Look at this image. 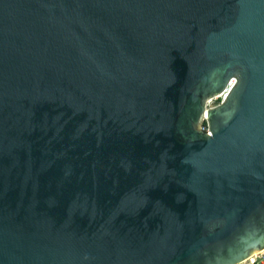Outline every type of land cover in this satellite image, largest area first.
<instances>
[{"label":"water","instance_id":"water-1","mask_svg":"<svg viewBox=\"0 0 264 264\" xmlns=\"http://www.w3.org/2000/svg\"><path fill=\"white\" fill-rule=\"evenodd\" d=\"M262 249L264 0H0V264Z\"/></svg>","mask_w":264,"mask_h":264},{"label":"built area","instance_id":"built-area-1","mask_svg":"<svg viewBox=\"0 0 264 264\" xmlns=\"http://www.w3.org/2000/svg\"><path fill=\"white\" fill-rule=\"evenodd\" d=\"M220 96H219L218 100L220 99ZM241 264H264V249H262L261 251H259L256 254H254L246 262L241 263Z\"/></svg>","mask_w":264,"mask_h":264},{"label":"rangeland","instance_id":"rangeland-1","mask_svg":"<svg viewBox=\"0 0 264 264\" xmlns=\"http://www.w3.org/2000/svg\"><path fill=\"white\" fill-rule=\"evenodd\" d=\"M216 101H218V98H213L212 101L209 102V104L215 103Z\"/></svg>","mask_w":264,"mask_h":264}]
</instances>
